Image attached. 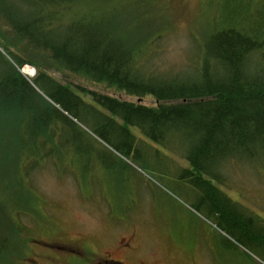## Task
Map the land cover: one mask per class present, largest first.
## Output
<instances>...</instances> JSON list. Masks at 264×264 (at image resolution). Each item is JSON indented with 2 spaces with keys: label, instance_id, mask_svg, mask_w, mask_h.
<instances>
[{
  "label": "trees",
  "instance_id": "obj_1",
  "mask_svg": "<svg viewBox=\"0 0 264 264\" xmlns=\"http://www.w3.org/2000/svg\"><path fill=\"white\" fill-rule=\"evenodd\" d=\"M138 1L142 4L0 0V119L9 121L0 120V183L24 179L33 204L8 214L10 235L0 226V258L10 252L12 242L31 233L24 218L41 219L32 168L64 162L61 146L66 144L53 137L58 126L48 127L51 115L40 107L47 102L43 94L69 110L73 107L67 103L89 111L85 99L96 100L112 116L106 120L100 115L103 123L122 119L128 146L103 136L97 123L101 139L125 157L135 153L142 164L146 162L138 157L130 127L163 149L182 151L192 168L179 178L196 194L195 209L206 207L219 228L264 258V233L254 227L260 218L253 215L251 226L232 209L231 199L204 179L223 183L227 166L234 163L264 170V0H229L231 15L211 22L190 75L183 79L146 71L145 56L163 37L165 24L146 28L147 18L136 10ZM121 11L137 15L144 31L131 29ZM25 65L37 71L32 80L20 71ZM77 78L104 90H89ZM107 89L113 93H105ZM8 215L0 212V219Z\"/></svg>",
  "mask_w": 264,
  "mask_h": 264
},
{
  "label": "rangeland",
  "instance_id": "obj_2",
  "mask_svg": "<svg viewBox=\"0 0 264 264\" xmlns=\"http://www.w3.org/2000/svg\"><path fill=\"white\" fill-rule=\"evenodd\" d=\"M228 1H138L136 10L140 17L147 18L143 23L146 28H154L159 21L165 24L163 37L145 56L146 71L188 77L199 54L198 44L211 22L221 23L231 15V6L226 8ZM121 15L129 20L131 29L144 31L135 20L137 15L124 11ZM22 72L31 80L37 76L31 65ZM76 82L92 91L104 90L80 78ZM105 93L113 92L107 89ZM85 102L97 118L112 117L91 97ZM146 102L151 104L150 100ZM81 125L95 148L76 144L79 132L70 134L69 141L75 146L61 150L63 163L34 165L32 180L41 219H23L31 233L12 242L5 255L7 262L4 256L0 264H154L158 260L170 264L167 259L172 252L167 245H188L197 240L201 241L199 251L205 262L264 264L263 256L251 250L250 244L238 242L219 228L206 207L195 209L196 194L179 178L184 170L192 168L182 151L163 149L138 128L130 127L138 142V157L146 162L142 164L135 153L125 157L108 145L110 153L94 133L92 123ZM224 176L223 183L207 179L231 199V207L239 216L249 223L253 215L259 217L261 221H254V226L264 231V170L234 163L227 166ZM27 186L24 179L1 182L0 209L32 207ZM10 225L9 216L0 219L5 235L11 234Z\"/></svg>",
  "mask_w": 264,
  "mask_h": 264
},
{
  "label": "bare ground",
  "instance_id": "obj_3",
  "mask_svg": "<svg viewBox=\"0 0 264 264\" xmlns=\"http://www.w3.org/2000/svg\"><path fill=\"white\" fill-rule=\"evenodd\" d=\"M230 2H231V0H230ZM43 96L45 97L44 99L48 103L45 102L44 104H41L40 107L41 108L45 107L51 115L50 119L47 122V124H49L48 127H50V130L54 126H58L59 129L56 130L55 133L53 132V129H52V134L54 135L53 137L58 138L59 142L65 143L70 148H73L75 146V143L79 144V146H80V142L84 143L86 146H90L92 149L95 148V146H93L91 140H89V136L86 135V132L83 130L84 128L81 125V124H83V122L84 123L89 122V123L93 124L94 133L100 138V140L102 142H104V141L101 139V135H100L99 131L97 130V123L100 124V130L102 131L103 136H108V138H111L113 143L115 142L117 146H121V147L128 146V144H127L128 143V137H127L126 133L124 132V129H123L124 124H123L122 119L117 118V120H115L114 123H112V122L107 123V121L105 120L106 123H103L104 121L97 118L94 114H90V112L88 110H85L80 106H74V105H70L69 103H67L68 106L73 107L72 109L69 110V109L65 108L62 104L56 102L52 97H50V96L47 97L45 94H43ZM49 108L51 110L55 109L56 113L54 112V110L51 111ZM30 117H31V119L33 118L32 115H30ZM88 118H91V120L88 121ZM0 120L6 122V125L9 123L8 119H6L5 116ZM34 121H35L36 125L37 124L39 125V122H40L39 118L36 119V116H35ZM119 122L122 123V125H119L120 124ZM63 132H64V134H62ZM78 132H79V134H78L79 137H77L75 139L76 140V141H74L75 143H73L72 141H69V135L70 134L76 135ZM121 135L126 137L125 141L120 140ZM105 144H103V146L105 148H107L108 144L107 143H105ZM66 145L61 146L62 151L67 149ZM111 147L115 149L114 145H111ZM24 158H25V154L20 155V160L23 161ZM96 161H98L97 158H96ZM101 163H102V161L100 162V164ZM32 171H33V168H32ZM32 171H31V173H32ZM7 175H9V174H7ZM10 178H12V177H10ZM207 178H209V177L205 176L204 179L206 181L211 182ZM202 187H206V186L202 184ZM5 211H6V215H8L10 213H20V212H22V208L20 206V207H15L14 209H9V210L0 209V212H2V213H4ZM3 215H5V214H3ZM3 215H1V216H3ZM263 233H264V231H263ZM50 245H48V246H50Z\"/></svg>",
  "mask_w": 264,
  "mask_h": 264
},
{
  "label": "flooded vegetation",
  "instance_id": "obj_4",
  "mask_svg": "<svg viewBox=\"0 0 264 264\" xmlns=\"http://www.w3.org/2000/svg\"><path fill=\"white\" fill-rule=\"evenodd\" d=\"M186 243L187 242L179 243L176 246L167 245V249L171 250L172 252L170 258L167 259L169 260L170 264H218L217 261L214 262V260H210L208 262H205L204 259L201 260L202 254L199 251V247L201 245L200 240L190 241L188 245H186ZM140 263L143 264V262ZM154 264L167 263L166 260H158L157 262L154 261Z\"/></svg>",
  "mask_w": 264,
  "mask_h": 264
}]
</instances>
